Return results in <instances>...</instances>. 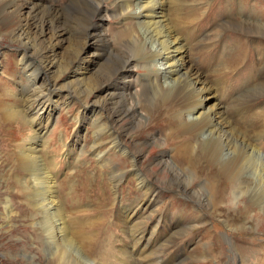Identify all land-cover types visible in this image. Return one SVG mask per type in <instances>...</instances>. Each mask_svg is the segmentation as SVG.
<instances>
[{"label": "bare ground", "instance_id": "1", "mask_svg": "<svg viewBox=\"0 0 264 264\" xmlns=\"http://www.w3.org/2000/svg\"><path fill=\"white\" fill-rule=\"evenodd\" d=\"M21 3L17 0H0V15L4 17L6 25L15 27L11 33L23 47L22 64L24 62L25 67H29L30 74L27 79L31 86L24 98L26 109L33 105V110L39 107L45 115L52 114L47 109L49 96L46 95L47 84L40 77L41 73L51 74L57 70L56 73L60 74L65 72L68 66H74L67 79H75L77 82L85 80L89 68L80 54L69 58L65 67H62L61 58H57L60 43L69 32L67 29L72 28L79 39H91L90 46L93 49L102 44L100 54L94 52L91 54V57L95 56L103 60L100 70L96 71L92 78L95 83L93 91L96 93V101L92 109L84 114L95 113L92 120L93 123L96 122L94 138L97 140L94 148L98 150L103 145L101 141L106 138L108 145L106 152L113 154L119 152L122 155L129 163L131 168L129 172L132 173L141 190V199L132 201L123 210L129 223L136 220L134 219L136 211L142 212L146 206L154 202L152 197L157 191L154 192L147 183L150 180L152 183H161L171 190L184 192L187 198L193 199L197 205L203 204L204 207H200L204 210L215 212L222 207L238 206L241 208V215L238 214L236 220L242 219L243 222H250L264 229V153L261 151V143L264 141V82L245 88L242 93L228 99L229 101L221 106L220 100L230 93L228 94L225 84L215 85L209 81L210 77L218 83L223 81L219 78V68L223 64L227 68L230 62L234 61V56H231L234 53V50H231L233 46L229 54L227 49L222 52L224 58L219 57L218 54H203V67L215 65L207 75L203 68L200 70L188 61L190 49L175 34L174 27L180 24L178 13L173 11L170 20L166 15L164 0H114L116 17L121 19L120 23L124 26L112 42L114 46L107 39L102 26V21H105L106 17L103 15L102 0H70V5L61 11L51 5L44 7L43 4L38 3L31 5L28 2ZM174 3L175 0L173 6ZM247 3L250 4L248 1ZM181 5L180 7L183 6ZM41 6L42 8L38 10ZM170 6L172 5H169L171 9ZM247 15L243 17L244 20L236 21L237 28L254 39H264V22L251 12ZM216 35L214 33L212 36ZM235 43L241 48L244 45L242 42ZM158 60L165 62L163 70L157 69ZM37 81H40L38 86ZM50 85L48 83V89H54V86ZM194 97L199 101L197 102V99L193 105ZM151 103L153 109L144 112L147 104L151 105ZM206 103L209 105L207 106ZM143 109L145 110L142 111ZM0 113L4 119H7L9 114L6 111L0 109ZM153 118L158 119L157 123L162 124L160 129L164 138L160 141L158 136H152L138 142L136 137ZM139 130L140 132L136 134L135 131ZM36 143L34 140L29 143L28 153L37 152ZM162 144L170 148L172 155L169 157L166 152H161L156 162H150L154 167L160 166L161 171L158 176L156 178L155 175L151 176L154 167L141 169L142 173L135 172V163L142 159L145 150L150 147L156 149ZM136 147L138 152L131 154L132 148ZM104 154L98 156V162H102L101 165L109 169L111 182L119 181L118 179L126 175L127 169L123 170L124 167L118 169L112 160L105 163L107 158L104 159ZM29 163L26 164L29 165V169L37 168L36 161ZM54 192V185L48 183V187L41 191L37 190L31 196V200L36 204V210L44 214L41 223L48 245L47 251L52 253V258L59 264H87L83 260L82 253L68 237L71 234L70 230L67 231L64 219L62 217L59 219L63 211L61 206L56 204ZM253 209H256L254 214L251 212ZM183 213H178V217L174 218L170 226L173 237L162 246L166 247L182 233L196 229L195 227L206 226L205 213L198 208H194L192 221L187 225L181 222ZM243 225L229 229L237 233L242 232L245 230ZM88 228L95 227L91 223ZM85 230V228H76L72 230V235L81 242L86 252L92 253L95 244L90 241L92 237L85 235ZM143 233L138 231L135 238H143ZM191 239L188 241V246L194 241ZM200 239L201 242H196L193 247L194 261L206 264V258H210L216 264L220 254L216 258L211 255V245H214L217 236L211 237L204 233L201 234ZM237 245L234 241L233 246L240 256V252L247 247L243 246L240 250ZM257 248L250 250L251 258L255 259L254 264H264V246L258 245ZM137 250L138 243L134 247V251ZM159 250L163 251L162 248ZM187 259L176 261L186 263Z\"/></svg>", "mask_w": 264, "mask_h": 264}, {"label": "rangeland", "instance_id": "2", "mask_svg": "<svg viewBox=\"0 0 264 264\" xmlns=\"http://www.w3.org/2000/svg\"><path fill=\"white\" fill-rule=\"evenodd\" d=\"M17 1L28 2L30 5L43 4L44 7L51 5L60 11L70 5V0ZM102 1L103 15L106 16L102 26L107 39L112 43L124 26L120 23L121 19L116 17L115 8H113L114 0ZM173 1L164 0L167 8L166 15L171 20L173 17L171 13H174L173 11L178 13L180 24L174 27L175 34L190 49L188 61L192 65L198 69L203 68L209 75L215 65L203 67V54H218L219 57L224 58L222 52L227 49L229 54L231 46L234 47L231 49L234 50L231 55L234 56V61L230 62V67L225 68L223 64L219 68V78L226 82L218 83L212 77L209 78L211 84H225L228 94L230 93L229 96L220 100L221 106L233 96H238L245 88L264 82V39H254L241 32L236 26L237 22L244 20L243 17H247L250 12L264 22V0H175L174 6ZM169 5H172L171 9ZM41 8L42 6L38 10ZM13 28L15 27L6 25L4 17L0 15V109L9 114H6L7 119H4L0 113V264H59L52 258V253L47 251L48 245L41 223L44 214L36 210V204L31 200V196L37 190L41 191L48 187V183L54 185L56 204L60 205L63 211L59 219L61 217L64 219L67 231L70 230L71 234L68 237L82 253L83 260L87 264H179L177 259L181 261L187 258L189 259L186 263L180 264H200L193 259L195 256L193 247L196 242H201L200 236L204 233L211 237L216 235L218 238L213 242L214 245H211V255L216 258L220 254L216 264H254L255 259L251 258L250 250L258 249V245L264 246V229L250 222H243L242 219L236 220L237 215H241V208L238 206L222 207L215 212L204 210L203 204L197 205L193 199L187 198L184 192L171 190L161 183H152L148 179L147 183L154 192L157 191L152 197L154 202L146 206L142 212L136 211L134 224L129 223L123 210L132 201L141 199V190L134 176L129 172L131 169L129 163L122 155L119 152L116 154L106 152L108 149L106 138L102 137L103 145L98 150L94 148L97 140L94 138L96 122L93 123L92 120L95 113L84 114L92 109L96 101V93L93 91L95 83L92 78L94 73L100 70L103 60L95 56L91 57V54L92 52L100 54L102 44L93 49L90 46L91 39H79L72 28L67 29L69 32L60 43L57 58H61L62 67H65L69 58L80 54L83 62L87 63L89 72L85 80L81 82L67 79L74 70V66H68L66 71L60 74L56 73L57 70L51 74L50 72L41 73L40 77L47 84L46 95L49 96L47 109L52 112L51 115H45L39 107L35 110L33 105L27 109L25 107V94L31 86L27 79L30 72L28 73L29 67L26 68L24 62L22 64L23 47L12 35ZM214 33L217 34L215 37L212 36ZM235 42H242L244 45L241 48ZM114 45L112 43V46ZM227 58L228 56L225 60ZM164 63L163 60H158L157 69L163 70ZM138 72L136 74H139ZM39 82H36L37 86ZM48 83L52 84L54 89H48ZM43 91L45 92V89ZM197 99V97L193 98V105ZM206 105L208 106L209 103ZM145 109L142 111H151L152 103L147 104ZM157 120L150 119L148 126L136 137L138 142L152 136H158L160 141L164 138L163 131L160 129L162 124L157 123ZM138 132L140 130L135 131L136 134ZM33 140L37 142L38 150L28 153L29 143ZM261 146V151L264 153V141ZM123 149L127 150L125 147ZM132 150L131 154L138 152V147ZM161 152H166L169 157L172 155L170 148L163 144L156 149L152 147L146 149L142 159L135 163V172L142 173L141 169L154 167L151 163L159 159ZM102 153L105 155L104 159L107 158L105 163L112 160L118 169L122 167H124L123 170L127 169L122 179L116 182L110 181L109 169L97 160ZM33 161H36L38 165L31 170L26 164ZM160 171V166L154 167L151 176L155 175L156 178ZM194 208L205 213L206 226L195 227L196 229L182 233L166 247L162 246L173 237L170 226L174 218L178 217L177 214L184 212L181 222L187 225L189 221H192ZM255 211L256 209H253L251 212L254 214ZM91 223L95 228H88ZM241 225L245 228L242 232L237 233L229 229ZM76 228H85V235L92 237L90 241L95 244L92 253L86 252L81 242L73 238L72 230ZM137 230L144 232L143 238H135ZM191 238L194 241L188 246ZM234 241L240 250L243 246L247 247L240 252V256L233 246ZM136 243H138V250L134 251ZM160 248L163 249L162 252ZM205 262L215 264L210 258H206Z\"/></svg>", "mask_w": 264, "mask_h": 264}]
</instances>
